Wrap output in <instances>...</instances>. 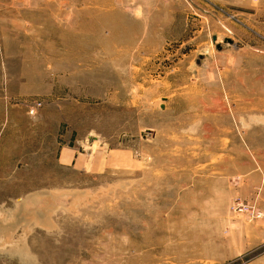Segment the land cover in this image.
<instances>
[{"label": "rangeland", "instance_id": "1", "mask_svg": "<svg viewBox=\"0 0 264 264\" xmlns=\"http://www.w3.org/2000/svg\"><path fill=\"white\" fill-rule=\"evenodd\" d=\"M0 264H264V0H0Z\"/></svg>", "mask_w": 264, "mask_h": 264}, {"label": "crops", "instance_id": "2", "mask_svg": "<svg viewBox=\"0 0 264 264\" xmlns=\"http://www.w3.org/2000/svg\"><path fill=\"white\" fill-rule=\"evenodd\" d=\"M235 1H240V0H235ZM247 1H250V0H247Z\"/></svg>", "mask_w": 264, "mask_h": 264}]
</instances>
